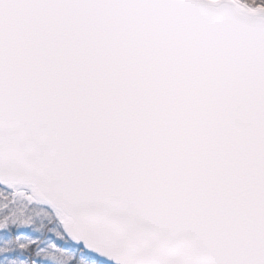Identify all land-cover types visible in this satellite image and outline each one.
Returning <instances> with one entry per match:
<instances>
[{
    "label": "snow or ice",
    "instance_id": "snow-or-ice-1",
    "mask_svg": "<svg viewBox=\"0 0 264 264\" xmlns=\"http://www.w3.org/2000/svg\"><path fill=\"white\" fill-rule=\"evenodd\" d=\"M0 264H264V0H0Z\"/></svg>",
    "mask_w": 264,
    "mask_h": 264
}]
</instances>
